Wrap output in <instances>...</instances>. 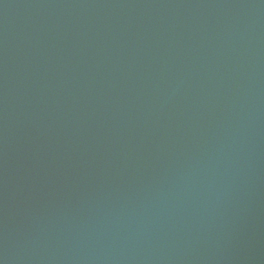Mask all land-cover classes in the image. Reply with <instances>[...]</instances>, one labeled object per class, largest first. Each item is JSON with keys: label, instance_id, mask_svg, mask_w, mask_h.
Segmentation results:
<instances>
[{"label": "water", "instance_id": "obj_1", "mask_svg": "<svg viewBox=\"0 0 264 264\" xmlns=\"http://www.w3.org/2000/svg\"><path fill=\"white\" fill-rule=\"evenodd\" d=\"M0 264H264V0H0Z\"/></svg>", "mask_w": 264, "mask_h": 264}]
</instances>
